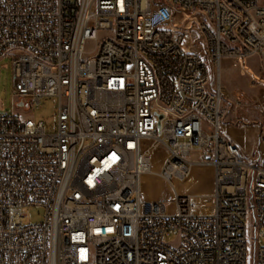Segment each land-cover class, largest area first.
I'll return each instance as SVG.
<instances>
[{
	"label": "built area",
	"instance_id": "built-area-1",
	"mask_svg": "<svg viewBox=\"0 0 264 264\" xmlns=\"http://www.w3.org/2000/svg\"><path fill=\"white\" fill-rule=\"evenodd\" d=\"M5 57L25 114L0 115V264H264V121L247 159L214 82L225 59L264 73V0H0ZM48 98L52 133L29 115ZM159 147L171 185L214 170L210 213L143 201Z\"/></svg>",
	"mask_w": 264,
	"mask_h": 264
},
{
	"label": "rangeland",
	"instance_id": "rangeland-1",
	"mask_svg": "<svg viewBox=\"0 0 264 264\" xmlns=\"http://www.w3.org/2000/svg\"><path fill=\"white\" fill-rule=\"evenodd\" d=\"M93 42L88 43L87 49L93 46ZM230 69L225 72L221 70L220 81L214 75V82L221 88L222 107L225 113L224 123L234 121L239 124L238 119L247 120L254 116L263 114L264 121V97L259 103L254 99V92L251 89H258L264 86V73L261 63L257 57L247 59L242 65L234 66L232 61H228ZM261 93L258 92V94ZM264 94V93H263ZM255 100V101H254ZM258 109V110H257ZM24 115L25 111L19 109L13 96V71L11 57L0 60V115L14 114ZM57 100L48 98L42 100L39 106H34L29 111V115L36 121H43L49 133L56 131ZM148 146L157 147L153 143ZM155 160L156 170L159 171L166 159V152L163 148H156L152 151ZM195 159V157H193ZM207 166H193L189 174L183 179H175L171 184L154 174H147L142 180V198L144 202L166 200L170 203L174 195L190 197L198 204L197 212L212 211L213 195V172H206L203 168ZM149 176L148 180H144ZM175 187V190L173 189ZM25 224L41 223L45 219V210L38 207H30L25 210ZM264 235V229L262 230ZM264 244V237L261 239ZM252 264V263H251Z\"/></svg>",
	"mask_w": 264,
	"mask_h": 264
},
{
	"label": "crops",
	"instance_id": "crops-1",
	"mask_svg": "<svg viewBox=\"0 0 264 264\" xmlns=\"http://www.w3.org/2000/svg\"><path fill=\"white\" fill-rule=\"evenodd\" d=\"M228 61L229 60L225 59L222 62V67L225 72H227L230 69L228 65ZM251 90H253L254 92V99L256 100V103H259L260 98L264 97L263 94L264 86H261L258 89L255 88ZM260 91L261 93L258 94V92ZM262 119H263V114L259 115V117L253 115L247 120L238 119L239 120L238 122H240L239 124H235L236 122L234 121H226L222 126V130L224 134L233 143V145L242 152V154L247 159L251 160L256 158L257 149H258V134ZM203 169L206 172H210L211 169L214 178V170L211 167H204ZM201 213L207 214L210 212L201 211Z\"/></svg>",
	"mask_w": 264,
	"mask_h": 264
},
{
	"label": "bare ground",
	"instance_id": "bare-ground-1",
	"mask_svg": "<svg viewBox=\"0 0 264 264\" xmlns=\"http://www.w3.org/2000/svg\"><path fill=\"white\" fill-rule=\"evenodd\" d=\"M151 174H154V176L156 177V179L158 180V171L155 169L154 171H153V173H151ZM149 179V176L148 177H146L145 178V180H148ZM159 181V180H158Z\"/></svg>",
	"mask_w": 264,
	"mask_h": 264
},
{
	"label": "water",
	"instance_id": "water-1",
	"mask_svg": "<svg viewBox=\"0 0 264 264\" xmlns=\"http://www.w3.org/2000/svg\"><path fill=\"white\" fill-rule=\"evenodd\" d=\"M18 106H19V107H21V106H22V104L20 103Z\"/></svg>",
	"mask_w": 264,
	"mask_h": 264
}]
</instances>
